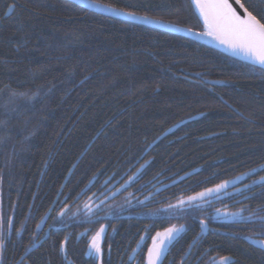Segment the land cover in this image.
Masks as SVG:
<instances>
[{
	"label": "trees",
	"instance_id": "16d2710c",
	"mask_svg": "<svg viewBox=\"0 0 264 264\" xmlns=\"http://www.w3.org/2000/svg\"><path fill=\"white\" fill-rule=\"evenodd\" d=\"M89 1L203 31L192 0ZM11 4L16 7L8 16ZM246 65L66 0H0V212L17 228L27 217L33 230L75 166L60 197H70L69 204L105 181L135 177L134 189L156 181V212L133 196L128 207L134 218L126 221L108 264H130L136 227H149L154 215L156 233L172 225L187 229L173 244L170 264H181L201 234V219L208 221V236L184 264H212L214 257L264 264V250L246 238H264V227L216 217L217 210L241 208L248 216L264 206L260 183L248 180L244 186L254 193L244 187L184 217L159 212L179 197L187 200L264 165V78ZM70 222L58 224L63 229L51 232L26 264H65L60 245L66 237L71 244ZM9 241L6 264H16L30 234Z\"/></svg>",
	"mask_w": 264,
	"mask_h": 264
},
{
	"label": "snow or ice",
	"instance_id": "6c2138e0",
	"mask_svg": "<svg viewBox=\"0 0 264 264\" xmlns=\"http://www.w3.org/2000/svg\"><path fill=\"white\" fill-rule=\"evenodd\" d=\"M192 4L199 13L198 18L202 20L203 31L195 32L190 28H180L175 24H161L160 26L167 27L174 32H187L200 39L207 38L215 42L217 46L221 47L232 56L245 60L247 62L246 66L251 73L264 78V0H246V2H242V0H192ZM89 6L101 8L103 11H111L114 15H126L132 20H139L143 23H159L147 16H138L135 12H124L122 9H108L96 3H89ZM15 7V4L8 5L7 12H13ZM197 75L202 76L203 74ZM5 87L8 86L6 85ZM31 99L34 100L36 97L33 96ZM4 123L6 124V121ZM260 167L264 168V165ZM132 179H135V177H132ZM132 179L128 181L129 184L132 182ZM105 183H107V181H105ZM233 183V181L226 180L223 183L216 184L214 187H205L203 191L188 196L187 200L183 197H179L177 203L173 204L169 202L168 207L160 209L159 212L173 218H180L190 214V210L203 211L205 204L211 207L213 201L218 200L221 194L231 195L232 193L229 192V188ZM256 183L257 181H253V184ZM260 184L264 186V177L260 178ZM245 187L248 191L254 193L255 190L252 185H245ZM62 191L63 186L61 188V192ZM236 191L242 192L243 190L236 189ZM85 195H87V193L83 191L77 193L76 198L69 204L68 200L70 197L66 196L61 199L60 194H58L57 200L46 210L39 223L34 224L33 230H29L26 227L27 217H25L24 222L20 223L17 228L11 216L5 219L2 212H0V264H6L5 253L7 251V245L10 242L9 237L13 234L17 236H21L25 232H29L30 234L29 246L24 249V255L19 257V264H26L29 258L28 253L32 248L37 247L43 239L42 236L37 235L41 232L42 227H46L50 231L52 227L58 224L66 225L70 220L76 222V217L78 216L85 218L80 221L81 223H97L106 219V217L100 216V212L104 211L101 205H104L105 201L99 197H97L96 201L84 203L82 209L79 208V201L82 200ZM115 195L116 193L113 192L112 196L114 197ZM262 195H264V192H262ZM148 199H150L148 196H146L143 201L137 198L136 203L144 204ZM89 200H91V197H89ZM126 202L131 205V200H127ZM93 205H95V207H93ZM74 207L77 208L78 211L73 212L71 209ZM217 211L219 212V210ZM261 213H264V206L258 208L248 216L244 215L243 210L239 214L223 213L222 215L229 218L239 216V218L245 222L253 224L258 223L264 227V214ZM113 214L114 213H109V215ZM48 219L52 220L51 225L45 224V220ZM200 226L202 236L204 231L208 228V221L206 219H201ZM107 227V225H101L96 233L91 236V241L88 244L89 254L95 255L97 259H101L103 256V248L101 245ZM111 230L113 232L116 231L114 228ZM186 230L187 229L183 225L179 227L172 225L162 232H157L155 236H151V247L147 249V264H163L164 259L170 254L171 246L181 237L182 233L186 232ZM44 235H47V232H45ZM259 235L264 236V233H259ZM246 238L252 240L251 236ZM141 239L143 238L141 237ZM198 239L199 238L193 240L189 248L197 244ZM67 243L68 239L66 237L60 245V250L64 254V259L66 261L68 256L66 248ZM252 243L259 245L260 249L264 250V238L252 240ZM137 247H139V245H137ZM67 264H71V262L67 261ZM181 264H183V261H181ZM213 264H216L215 257L213 258ZM220 264H232V260L230 257H223Z\"/></svg>",
	"mask_w": 264,
	"mask_h": 264
},
{
	"label": "flooded vegetation",
	"instance_id": "af4514ba",
	"mask_svg": "<svg viewBox=\"0 0 264 264\" xmlns=\"http://www.w3.org/2000/svg\"><path fill=\"white\" fill-rule=\"evenodd\" d=\"M128 180L130 179L127 177H123L120 181L107 182L99 187L94 188V186H89L84 191L87 193V195H85L83 199L79 201V208L82 209L84 203L86 202L91 203L92 201H96L97 197H99L100 199L105 201L104 205H101L104 211L100 212V216L106 217V219H103L102 221L97 223H86V222L81 223L80 221L84 220L85 218L82 216H78L76 217V222L73 221L70 222L69 237L71 239V244H69L70 240L68 239L67 245L68 244L69 245L66 246V248H67V253L70 254L69 258L67 257V261H70L71 264H101V261L102 264H108L110 262V260L113 258L115 253L116 239L118 238L119 234H124L127 225L126 221H129L134 218V215L129 214V212H133V210L131 208L129 209L128 207L129 204L126 202L127 200H131L134 195L138 194V196H140V199H142V201L145 200L146 196L150 197V199L146 200L144 204H140V205H143L145 210L151 207L150 209L153 211V213L156 212V206H157L156 181H151L150 184H146L145 182H142L143 184H141L140 187L134 189L133 185H130L128 183ZM141 180L142 178H140L139 181H137L134 185H138ZM113 192L116 193L114 197L112 196ZM118 196H120V198ZM89 197H91V200H89ZM56 200H57V196L54 199V201ZM53 202L51 203L50 207L53 205ZM119 203L121 205H119ZM93 207H95V205H93ZM76 211H78V209L74 207L73 212ZM109 213H114V214L109 215ZM49 221L50 219L45 224L51 225ZM138 223L140 224L139 221ZM142 224H140V226L137 225L135 230V236L138 238V241L134 244L133 248L129 252L128 260L130 264H146L147 249L151 246L150 237L155 236L156 234V232H154L156 227L155 215L151 218L149 227H147V224H143V226ZM101 225H107L108 227L106 228L104 239L101 245L103 248V256L101 259H97L95 255L89 254L88 244L91 241V236L96 233V231ZM113 228L116 230L115 232L111 230ZM62 229L63 227L59 225L52 227L50 231L48 230V228L44 227L43 230L40 232V234H42L43 239H45L47 235H49L48 237L50 239L51 232H57L58 230H62ZM45 232H47V235H44ZM141 237L143 239H141ZM49 239L47 241H49ZM122 244L123 242H120L119 247ZM137 245H139V247H137ZM109 246H110V251H109ZM116 251L121 252L119 249H117ZM123 251L124 249L122 250V252ZM175 252H177V250L172 245L170 248V254L167 255L164 264H170L171 256H173ZM63 260L65 264H67V261L65 259ZM186 262H183V264Z\"/></svg>",
	"mask_w": 264,
	"mask_h": 264
},
{
	"label": "water",
	"instance_id": "95a60500",
	"mask_svg": "<svg viewBox=\"0 0 264 264\" xmlns=\"http://www.w3.org/2000/svg\"><path fill=\"white\" fill-rule=\"evenodd\" d=\"M66 1L69 2V3H72V4H74V5H77V6L83 8V9H85V10L91 12V13H94V14H96V15L104 16V17L111 18V19H114V20H119V21H122V22H125V23H130V24H134V25H139V26H143V27H147V28L155 29V30L162 31V32H165V33H170V34H172V35H176V36H179V37H182V38H185V39H188V40H191V41L197 42V43L202 44V45H205V46H207V47H209V48H211V49H213V50H215V51H217V52H219V53H221V54H223V55H225V56H227V57H230V58H232V59H234V60H237V61H239V62H241V63L247 64V62H246L245 60H243L242 58L232 56L230 53L224 51L221 47L217 46L215 42H212V41L208 40L207 38L200 39V38H197V37H195V36L190 35V34L187 33V32H183V31H181V32H174V31H171V30H170L169 28H167V27H161V26H160L161 24L167 25V23L160 22V21H158L159 23H143L142 21H139V20H132V19H130V18H129L128 16H126V15H114L113 12H111V11H103V10H101V8L90 7V6H89V3H94V2H91V1H89V0H66ZM234 6H235V5H234ZM237 7H238V6H237ZM106 8H108V9H112V8H109V7H106ZM238 10H239V9H238ZM241 11H242V10H241ZM12 13H13V12L8 13V16L12 15ZM197 14H198V13H197ZM138 16H140V15H138ZM198 16H199V15H198ZM141 17H143V16H141ZM152 20H153V19H152ZM153 21H156V20H153ZM180 28H182V27H180ZM75 168H76V166L73 167V169H72V170L70 171V173L68 174V176H67V178H66V180H65V182H64V184H63V191H64V189H65V187H66L68 181L70 180L72 174L74 173ZM63 191L61 192V190H60V192H59L60 196L62 195ZM46 222H47V220H45V223H46ZM43 228H44V227H42L41 231L43 230ZM208 233H209V227L204 231V234H203L202 236H201V234L198 236L199 239H198L197 244L200 242V240H201L202 238L207 237V236H208ZM48 236H49V235H47V237H46L42 242H40L39 245H38L37 247L31 249V251L28 253V257H29L32 253H34L35 251H37V250L41 247L42 244H44L45 242H47V240L49 239ZM196 240H197V239H196ZM252 240H255V239H252ZM252 240L247 239V242H248L249 244H251V245H254V246L260 248L259 245H257V244H253V243H252ZM197 244L193 245V246L189 249V251H188L186 257H185L184 260H183V262H186V261L189 259V257H190V255H191L193 249L195 248V246H196ZM220 261H221V260H220ZM220 261H217L216 264H220ZM17 264H19V262H18Z\"/></svg>",
	"mask_w": 264,
	"mask_h": 264
},
{
	"label": "rangeland",
	"instance_id": "374dc122",
	"mask_svg": "<svg viewBox=\"0 0 264 264\" xmlns=\"http://www.w3.org/2000/svg\"><path fill=\"white\" fill-rule=\"evenodd\" d=\"M253 170H255V171H253ZM253 170L248 171V172H246V173H244L242 175H239L237 177H234V178L228 180V181H233L234 182L230 186L229 192L232 193V194H237L238 192L236 191V189H243L245 187L244 186V183L246 181H248V180L251 183H253V181H257V183H260V178L261 177H264V168H261L259 166V167L255 168ZM227 196H230V195L221 194V196H220L219 199H222V198L227 197ZM241 211H242L241 208H236L235 210L234 209H231V210H223V211H220L219 210V212L216 211V217H218L222 221H226V222H239V221H241V219L239 218V216H237L235 218H229V217H226V216H224L222 214L223 213H237V214H239ZM164 261H165V259H164ZM164 261H163V264H164ZM146 264H147V258H146Z\"/></svg>",
	"mask_w": 264,
	"mask_h": 264
},
{
	"label": "bare ground",
	"instance_id": "6f19581e",
	"mask_svg": "<svg viewBox=\"0 0 264 264\" xmlns=\"http://www.w3.org/2000/svg\"><path fill=\"white\" fill-rule=\"evenodd\" d=\"M197 12V11H196ZM198 13V12H197ZM198 15H199V13H198Z\"/></svg>",
	"mask_w": 264,
	"mask_h": 264
}]
</instances>
